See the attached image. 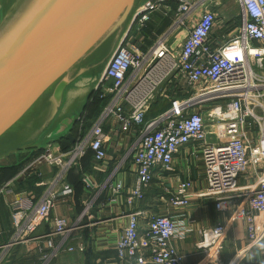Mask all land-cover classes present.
<instances>
[{
    "label": "built area",
    "instance_id": "built-area-1",
    "mask_svg": "<svg viewBox=\"0 0 264 264\" xmlns=\"http://www.w3.org/2000/svg\"><path fill=\"white\" fill-rule=\"evenodd\" d=\"M217 1L157 0L140 15L135 24L137 32L113 59L97 92L105 103L98 117L86 122L84 114L71 149L51 152L48 148L14 178L38 173L41 164L57 169L43 181L47 188L39 198L13 191L10 236L0 245V264L7 262L16 247L33 240L50 219L58 199L73 195L67 176L89 151L96 164L107 163V146L114 133L122 136L134 132L136 137L104 185L110 189L112 202L126 193V204L135 207L155 179L172 169L175 155L191 143L198 144L206 188L197 197L212 199L218 211L231 214L227 222L201 232L197 248L207 254L203 264H216L215 257L234 221L243 222L250 244L264 240V0H235L240 24L229 40L214 46ZM154 13L171 17V23L162 34L149 38L150 44L143 49L142 33ZM176 43L178 47H174ZM182 83L189 89L186 95L171 97V91L179 90ZM158 94L171 99L172 105L148 119ZM207 103L214 106L204 110ZM210 136L215 142L208 140ZM128 168L134 176L129 188L117 177L120 170ZM245 174L248 180L241 184ZM83 180L89 187L91 180ZM12 183L0 187V195ZM193 184L192 180L182 181L173 192L168 191L169 205L177 210L189 208ZM90 207L75 224L62 217L53 219V228L38 247L41 264H51L65 252H85L84 244L73 247L69 242ZM143 216L141 210L128 215L116 241L117 264H183L173 244L179 234L177 220L153 213L141 234ZM190 232L188 228L184 235Z\"/></svg>",
    "mask_w": 264,
    "mask_h": 264
},
{
    "label": "water",
    "instance_id": "water-1",
    "mask_svg": "<svg viewBox=\"0 0 264 264\" xmlns=\"http://www.w3.org/2000/svg\"><path fill=\"white\" fill-rule=\"evenodd\" d=\"M155 1L0 0V161L19 166L64 139L74 145L91 97Z\"/></svg>",
    "mask_w": 264,
    "mask_h": 264
},
{
    "label": "crops",
    "instance_id": "crops-1",
    "mask_svg": "<svg viewBox=\"0 0 264 264\" xmlns=\"http://www.w3.org/2000/svg\"><path fill=\"white\" fill-rule=\"evenodd\" d=\"M225 7L222 0H219L218 6L214 8L218 16L212 34L214 46H219L229 40L240 24L237 3L234 1L233 8L226 9ZM166 21L167 18L164 19L160 13H154L146 24L142 35L151 38L162 34L167 28ZM178 45L179 43H176L174 47H178ZM177 88L180 89V87ZM179 93L182 96L185 95L181 91ZM135 137L134 132L122 136L111 134L107 146L108 161L106 164L98 165L93 161L91 168L84 170L81 161L74 169L77 173L82 172V179L89 178L91 180L90 186L88 187L84 180L83 187L76 188L75 185L74 187L71 185L74 188L73 195L58 199L50 219L39 228L33 240L16 247L5 264H41L38 247L45 242L42 237L53 228V219L62 217L66 218L70 224H75L89 205L91 206L89 212L82 217L74 238L69 242V245L73 247L78 243L84 244L85 252L62 253L51 264H117L116 241L127 225L128 215L136 210H141L144 213L140 220L141 234L146 228L147 217L153 213L169 215L177 220L179 234L174 238L173 244L182 256L183 264H203L207 259V254L197 248L198 242L202 239L201 232L218 223L227 222L231 214L218 211L214 200L197 197L198 193L206 188L200 145L191 143L182 148L179 154L174 157L172 169L155 179V183L146 191L144 200L137 202L136 206L132 208L126 204V193L119 197L118 201L112 202L110 189L104 185L121 158L128 153ZM49 150L64 152L59 142L50 145ZM39 155L33 156L29 162ZM28 163L24 164L11 180L0 184V187H4L11 181L13 182L0 195V231L2 232L0 245L5 243L10 236L9 202L13 199V191L31 194L39 198L47 188L42 184L43 181L50 179L57 172L56 168L48 164H41L38 166L39 172L37 171L41 173V176L32 172L14 180ZM130 163L131 160H128V166ZM9 164L4 163V165ZM69 174L67 176L68 183H70ZM117 177L123 180L127 188L134 183V176L129 168L120 170ZM186 180L194 182L191 190V205L186 210H177L168 203V191L173 192L179 182ZM247 180V176H241L240 183L246 184ZM188 228L191 229V232L184 235ZM57 239H55L56 242ZM252 256L256 258L249 261ZM215 259L217 260L216 264H264V253H259L254 245L249 243L243 222L234 221L224 246Z\"/></svg>",
    "mask_w": 264,
    "mask_h": 264
},
{
    "label": "trees",
    "instance_id": "trees-1",
    "mask_svg": "<svg viewBox=\"0 0 264 264\" xmlns=\"http://www.w3.org/2000/svg\"><path fill=\"white\" fill-rule=\"evenodd\" d=\"M175 6V5H174ZM170 24V20H168L167 19V21H166V23H165V25L166 26H168ZM165 26V27H166ZM134 30H135V27H134V29H133V31L132 32H134ZM146 37V36H145ZM148 40H147V44H150V41H149V38L148 37H146ZM143 49L145 48V47H142ZM174 97V96H173ZM167 101L166 100H159L157 103H161L162 104V108L160 109V110H155L154 108L156 107V105L151 109V111H149V113H148V119L149 118H152V117H155V116H157V115H159V114H161V113H163V112H165V111H167L170 107H171V101H170V103H166ZM104 101H102V100H100V99H98V95H97V93H95L92 97H91V99H90V102H89V104H88V106H87V108H86V111H85V115L87 116V120L88 121H91V119H95V118H97L98 117V115L100 114V112H101V110H102V108H103V106H104ZM77 127H78V125H76V127H75V129H74V132H73V134H74V136H76V134H77ZM60 144H61V146H62V149H63V151H68L69 149H71L72 148V144L68 141V140H66V139H64V140H62V141H60L59 142ZM43 151H39V152H35L34 154H32L29 158H27L28 157V155L27 154H25V155H21V160H23V159H26L27 158V160L24 162V163H22L21 165H19V166H17V163H16V161H14L15 160V157H14V159L12 160V162L8 165V166H13V167H5V168H0V184H3V183H5V182H7V181H9V180H11L16 174H17V172H18V170L24 165V164H26V163H28L31 159H32V157L33 156H35V155H37V154H41ZM93 161H94V156H93V152H91V151H89L88 153H87V155H86V157L82 160V165H83V168H84V170L85 169H88V168H91V165H92V163H93ZM1 164H3V162L1 163ZM0 164V165H1ZM4 165V164H3ZM76 169H72L71 171H70V174H69V181H70V184L74 187V185H75V187L76 188H80L82 185H84V182H83V179H82V172H76L75 171ZM83 170V171H84ZM83 187V186H82ZM117 254V253H116Z\"/></svg>",
    "mask_w": 264,
    "mask_h": 264
},
{
    "label": "rangeland",
    "instance_id": "rangeland-1",
    "mask_svg": "<svg viewBox=\"0 0 264 264\" xmlns=\"http://www.w3.org/2000/svg\"><path fill=\"white\" fill-rule=\"evenodd\" d=\"M234 1L235 0H222V3L226 6L225 8L226 9H228V8H233L234 7ZM218 3H219V1H217ZM217 2H215L214 4H216ZM173 10H175V8H172ZM162 13H160V16H163V15H161ZM165 18H168V17H166V16H164ZM164 18V19H165ZM171 17H169L168 18V20H170V23H171ZM134 32L136 33L137 31H135L134 30ZM135 33H131V35L130 36H134L135 35ZM144 36V35H143ZM145 38V37H144ZM151 38H153V37H151ZM147 38H145V40H144V47H148L147 45H149V44H147ZM167 85V84H166ZM166 85H164L162 88H164ZM179 87H181V91H182V93H186V91L187 90H189L188 88H187V85L186 84H181ZM161 88V89H162ZM160 89V90H161ZM177 90V89H176ZM180 92V89L179 90H177V91H175V92H172L171 91V97H177V98H183L184 96H182V94H180L179 93ZM186 95V94H185ZM159 100H163V98H161V97H159V94L158 95H156V97H155V99H154V101H153V103H152V106H151V108H150V111H151V109L156 105V107L154 108L155 110H160L161 108H162V104L161 103H157ZM164 100H166L167 102L166 103H170V101H171V99L170 100H167V99H164ZM204 106H207V107H204L203 109L204 110H206L207 108L209 109L210 107H213L214 106V104L213 103H207V104H205ZM85 118H87V116L85 117ZM88 119V118H87ZM86 119V122L88 121ZM91 120H93V119H91ZM208 130H211V128L210 127H208ZM208 140L211 142V143H213V142H215V138L214 137H212V136H210L209 138H208ZM14 159V156H12V157H9V158H7V159H5V160H3V161H0V164L3 162V164L4 163H11L12 162V160ZM3 164H1V165H3ZM247 174H245V175H242V176H246Z\"/></svg>",
    "mask_w": 264,
    "mask_h": 264
},
{
    "label": "clouds",
    "instance_id": "clouds-1",
    "mask_svg": "<svg viewBox=\"0 0 264 264\" xmlns=\"http://www.w3.org/2000/svg\"><path fill=\"white\" fill-rule=\"evenodd\" d=\"M254 243V247L257 249V251L259 253H264V240H256L253 242ZM253 258H256L255 256H252L249 258V261H251Z\"/></svg>",
    "mask_w": 264,
    "mask_h": 264
}]
</instances>
